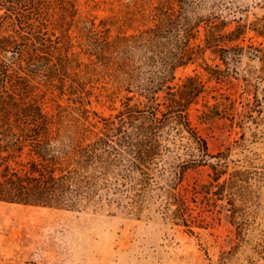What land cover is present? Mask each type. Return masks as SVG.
Instances as JSON below:
<instances>
[{
  "label": "trees",
  "instance_id": "1",
  "mask_svg": "<svg viewBox=\"0 0 264 264\" xmlns=\"http://www.w3.org/2000/svg\"><path fill=\"white\" fill-rule=\"evenodd\" d=\"M235 1L130 0L97 24L77 19L72 0H0V202L157 214L193 232L191 202L202 194L210 205L227 198L244 234L253 182H264L257 155L240 165L230 147L213 154L192 111L213 118L232 103L200 109L202 78L176 81L179 68L210 52L212 78L249 87L253 136L264 137V13L251 18ZM254 1L264 10V0ZM96 90L108 101L124 93L115 114L90 107ZM201 166L210 181L190 198L185 179Z\"/></svg>",
  "mask_w": 264,
  "mask_h": 264
},
{
  "label": "rangeland",
  "instance_id": "2",
  "mask_svg": "<svg viewBox=\"0 0 264 264\" xmlns=\"http://www.w3.org/2000/svg\"><path fill=\"white\" fill-rule=\"evenodd\" d=\"M72 1L78 8L77 19L97 18L99 24L112 15V8L117 11L130 0ZM254 4V0L235 1L237 8L249 10L247 15L251 18L254 13H264L259 7L253 8ZM204 58L200 65L179 68L176 81L193 74L202 78L207 92L198 105L200 109H205L202 105L205 102L212 105L224 98L232 104L225 115L213 118H202L201 112L193 110L194 126L207 139L213 154L230 147V159L241 165L245 155L254 153L257 171L264 172V137L253 136L256 125L248 114L247 103L253 96L249 87L234 78L222 81L212 78L206 69L216 61L210 52ZM246 62L244 57L242 68ZM99 93L96 90L92 96L90 107L102 117L115 114L124 93L113 101L98 96ZM44 108L54 112L53 102L46 100ZM233 167L231 164L229 170ZM210 172L208 166L191 170L183 192L191 198L194 188L202 191L210 181ZM253 189L255 198L247 211L250 226L240 235L231 223L232 205L228 199L210 205L202 194L197 195L195 203L191 202L193 232L157 214L148 218L110 214L106 210H67L0 202V264H264V182H253ZM242 205L240 199L235 200L236 207L242 209Z\"/></svg>",
  "mask_w": 264,
  "mask_h": 264
}]
</instances>
